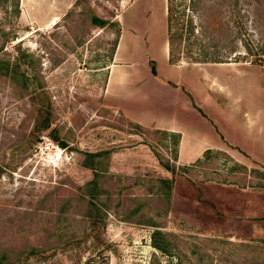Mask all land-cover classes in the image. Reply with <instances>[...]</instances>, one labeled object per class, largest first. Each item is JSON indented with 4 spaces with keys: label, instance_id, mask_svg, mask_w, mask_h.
Instances as JSON below:
<instances>
[{
    "label": "rangeland",
    "instance_id": "rangeland-1",
    "mask_svg": "<svg viewBox=\"0 0 264 264\" xmlns=\"http://www.w3.org/2000/svg\"><path fill=\"white\" fill-rule=\"evenodd\" d=\"M60 1L0 0V264H264V153L224 145L181 164L172 136L136 126L104 93L111 21L122 52L143 57L167 37L162 0ZM183 8L180 22L194 14L201 34L220 27L218 50L264 89L253 60L264 59V0ZM183 34L174 56L189 60ZM87 151L101 152L93 167ZM214 180L262 191L220 187L219 198Z\"/></svg>",
    "mask_w": 264,
    "mask_h": 264
},
{
    "label": "crops",
    "instance_id": "crops-1",
    "mask_svg": "<svg viewBox=\"0 0 264 264\" xmlns=\"http://www.w3.org/2000/svg\"><path fill=\"white\" fill-rule=\"evenodd\" d=\"M60 2L68 7L75 1ZM162 12L167 27V0H162ZM50 22H54L53 18ZM137 50L122 52L118 40L108 65L104 93L117 101L130 120L142 126L178 132L177 162H192L206 149H220L224 145L242 149L254 157L256 151L264 153V110L260 109L256 118L254 110L250 114V110L236 109L239 102L242 108H247L250 101L264 100L259 80L240 76L230 61L171 62L167 37L162 48H150L143 57L144 48ZM122 54L126 57L124 61ZM214 182L211 193L219 198L224 194L219 193L220 187L245 193L262 191V186ZM216 210L223 208L216 205Z\"/></svg>",
    "mask_w": 264,
    "mask_h": 264
},
{
    "label": "trees",
    "instance_id": "trees-1",
    "mask_svg": "<svg viewBox=\"0 0 264 264\" xmlns=\"http://www.w3.org/2000/svg\"><path fill=\"white\" fill-rule=\"evenodd\" d=\"M185 2L184 5H182L177 11L174 8V5H181V2ZM196 0H167V40H168V45H169V60L171 62H176V61H180V60H184L185 58L181 57V54H176L177 56L175 57V50H176V46H175V42L177 41L178 38H181L184 34L186 33V38L189 39V42L187 43L186 46V53L185 55H187V58H189V60L186 61H192V62H224V61H230L231 56H227L221 53V51L218 50L217 47V41H215L214 39L219 37V33H220V27L217 26V33L215 35V38L210 36L209 34H201L199 31V28H197L196 25V21L194 19V14L193 16L190 15L188 16L186 19L187 21L185 22H180V19L183 15H185V10L183 8V6L185 5H191L194 6ZM76 4V2H75ZM207 20V16L205 18ZM91 21L93 22V24L95 25H99V26H103L106 25V23L108 22V20H106L105 18L98 16V15H92L91 17ZM112 24L117 25L116 28V32H117V40H116V44L118 41V38L120 36L121 33V27L119 25V22L117 20H112L111 21ZM178 23L179 26H177L176 29V24ZM185 25V27H184ZM203 23H201V27H203ZM179 28V31H178ZM202 31V30H201ZM203 32V31H202ZM115 50V48H114ZM113 50V52H114ZM112 52V55H113ZM230 52H234V50L230 51ZM236 54V53H235ZM237 60V59H234ZM254 61H256L258 64H262L264 62V59H262L261 57L253 59ZM134 122V121H133ZM136 126L138 127H144L141 124L134 122ZM161 130V129H160ZM162 132L168 136H172L173 137V144H174V153L172 158H174L173 160L176 161L177 159V150H178V142H179V138H180V134L178 132H173V131H167V130H162ZM62 145H65V141H61ZM212 149H206L202 156H206L209 152H211ZM101 154V152H90L87 151L86 152V161L83 163L84 165H88V166H94L96 163H94V159H96L99 155ZM199 159H202V157H199ZM96 162H100L98 159H96ZM162 165L168 169L171 170L172 172L175 170L174 166H172L169 162H163L161 160H159ZM238 165V164H237ZM245 166V165H244ZM99 174L96 172L95 173V177L98 176ZM165 179L170 180V186H171V179L168 177H164ZM95 182V178L90 180L88 183H93ZM223 182H234L233 180H226ZM248 185H256V186H262L260 183L259 184H248ZM19 254V253H18Z\"/></svg>",
    "mask_w": 264,
    "mask_h": 264
}]
</instances>
